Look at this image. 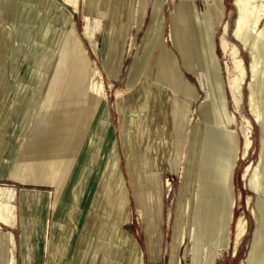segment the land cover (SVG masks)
<instances>
[{"label":"rangeland","instance_id":"obj_1","mask_svg":"<svg viewBox=\"0 0 264 264\" xmlns=\"http://www.w3.org/2000/svg\"><path fill=\"white\" fill-rule=\"evenodd\" d=\"M42 1H28L25 24L19 32L13 31L11 45L0 51V72L6 74L0 89V109L4 108L0 113L4 122L0 191L9 196L1 200L16 210L11 225L0 222V240L10 231L17 241L8 235L9 262L0 253V264H23L17 205L22 206L23 196L34 195L43 201L39 220L30 225V246L39 264L48 260L42 251L46 219L47 242L52 241L56 264H70L90 203L78 264H207L210 248L202 244L196 229L190 236L189 211L208 184L213 157L208 148L221 146L219 136H230L240 148L244 145L242 131L250 122L254 142L246 158L240 156L233 190L234 219L244 216L248 231L236 254L232 248L220 250L213 264L247 261L256 228L257 197L247 188L242 173L249 164L260 162V127L251 120L248 105L250 87L264 78V37L257 40L252 52L241 51L248 78L239 102L236 90L230 89L239 76L232 54L238 44L232 38L236 19L231 16L233 0H145L148 6L140 28L138 12L143 0H127L114 18L103 9L99 13L88 7L86 12L85 0H81L72 26L47 20L42 47L29 58L18 51L23 44L22 50H29L35 34L42 30L40 25L27 36L28 29L39 22ZM56 1L59 12L64 8L73 12L61 0ZM176 16L180 18L178 26ZM0 24L8 27L2 20ZM201 26L210 38L209 51L198 44ZM89 39L97 45L99 55ZM224 40L232 48L228 55L221 50ZM96 71L104 75L106 86V128L101 129L100 144L88 159L99 124L98 115H94L98 98L90 90ZM186 81L194 87L192 97L184 95ZM120 89L125 92L118 99L116 91ZM257 100L260 103L261 96ZM134 119L147 123L136 158L129 148V138L136 130ZM197 147L199 158L195 157ZM15 163L17 177L39 184L13 180L9 174ZM261 167L264 171V163ZM68 173L69 183L60 192ZM79 185L82 193L76 203ZM15 191L19 193L17 205ZM186 201L188 209L183 211ZM120 215L128 217L127 223L118 226L122 236L135 240L132 256L126 245L112 236ZM155 227L160 234L156 257L148 245L149 232ZM181 234L186 235L182 243ZM64 247L68 250L62 254Z\"/></svg>","mask_w":264,"mask_h":264},{"label":"bare ground","instance_id":"obj_2","mask_svg":"<svg viewBox=\"0 0 264 264\" xmlns=\"http://www.w3.org/2000/svg\"><path fill=\"white\" fill-rule=\"evenodd\" d=\"M28 1L29 0H0V20H2L3 22H5V24L8 25L7 28H4L1 27L0 24V51L3 50L4 47L8 48V46L11 45V37L14 33L13 31L19 32V29H22L23 25L25 24V21L27 19L26 13ZM61 1L65 6L71 8L73 12L69 11L67 8L60 10L59 12L57 10L59 6L56 0H43L40 8L38 9V15L40 17L39 22L35 26H32L28 29L27 36H30V31H32L33 29L37 28V30H39L42 26V30H39V32L35 34V42L30 44L31 47L28 48L29 50L26 49L23 51V44L20 47L18 53H21L29 58L31 57V55L38 53V50L42 47V44L44 42L43 36L45 34V26L47 20H59L63 23H66L67 27L69 25H73L74 11L80 12L82 1ZM159 2L162 3V0H159ZM126 3L127 0H111V3H109V0H107L106 2H103L101 0H85L86 12H89L88 7H91V9L93 8L99 13L103 9L105 11H109V14L113 18L117 15L118 11L122 10ZM55 5L56 7H54ZM147 6L148 5L146 4V1L143 0V2L141 3L140 10L138 12L139 28L146 15ZM53 7L56 9V13H53ZM233 15L236 16V19L232 29V38L238 44L234 46L232 51L229 42L224 40L221 44V50L224 54L227 55L230 54V52L232 51L233 60L235 61L237 69L239 70V76L234 80L233 86L230 87V89L236 90L237 98L240 102V99H242L244 96L242 93V86L244 81L248 78V70L245 67V61L242 58L241 51H247L249 53L252 52L257 44V40L261 36L264 37V0H233V10L231 11V16L233 17ZM179 20L180 18H177L176 16L174 20L176 26H178ZM198 31V44L201 46V48L207 49V51H209L210 38L205 34L204 27H199ZM50 33L51 32H49V34ZM17 34L20 35L21 33ZM89 42L91 43V47L94 53L96 55H99V49L97 48V45L91 39H89ZM205 53H207L205 55V62L208 63V52ZM263 59L264 58H262V60ZM252 61L254 64L255 58ZM256 62L260 63L261 61L259 62L258 60H256ZM211 66H213V64ZM259 66L260 65H258V67ZM221 75L223 77V72L221 73ZM5 79L6 74L4 70H2V72H0V89H2L1 84L3 83V81H5ZM260 81L261 82L258 83L257 86L250 87L249 93L248 108H250V117L255 125H259L261 132L259 141L260 162L258 164H249L242 173V179L246 181L247 188H249L257 197L256 207L254 209L256 228L253 233V239L251 244L252 247L249 257L247 261L243 262V264H264V171L261 167L264 163V78L260 79ZM92 84L93 85L90 89L91 94L98 98V105L94 111V115H96V117L98 115L99 124L96 130L97 132L93 139L92 147L89 146V148H91V151L88 159H90V157L93 155L97 145L100 144L101 129L103 127L106 128V125L104 123V112L107 102V92L104 82V75L101 74L99 71H96L95 74L92 76ZM185 85L187 86L184 95H186L187 97H192L191 89L193 85H191L187 81ZM124 92L122 89L117 90L116 97L120 99L122 97V94L124 96ZM195 96L197 97V99L199 98V95L195 94ZM259 96H261L260 103L257 100ZM3 111L4 108L2 107L0 109V113ZM203 114L206 117L205 111H203ZM3 123L4 122L0 117V131L4 129ZM146 124V120H143L142 123H138L136 119H134V128L136 130L134 129L135 131L133 133H135V135L137 134L138 136H135L133 134L129 138V148L133 151V158H136L138 156L139 144L140 142H142V136H144ZM248 124L249 127H246V129L242 131L244 145L240 146V148L238 146V143L230 136L226 137L225 139L219 136V138L221 139V146L218 147L213 144L208 148L209 152L213 155L209 170L208 184L203 191L202 198L201 195L199 197H196V199L193 201L192 209L189 211L190 236L192 237V229H196L201 235L202 244L207 245L210 248V252L207 256V264H213V260L216 257L218 251L220 250H227L228 248H232L234 254H236L239 250L242 239L248 231V221L246 220V218H244V216H241L238 220L235 221L233 213V209L236 204V198L233 191L234 173L238 162L240 161V156L242 155L244 158H246L249 151H251L250 149L254 142L253 133L250 128L251 124L250 122H248ZM193 132L196 133L197 131L194 130ZM212 132H214V130ZM196 149L197 150L195 153V157H198L200 156V147H197ZM129 168L131 169V165ZM113 173L115 174L114 169ZM196 179L197 175L193 179V191L195 189ZM81 193L82 191L79 185L75 193L74 201H76V203H78ZM8 197V195H5V193L0 191V201H2L0 202V222L5 225H11L16 215L15 208L13 206L7 205L5 201L1 200V198L7 199ZM202 199H205V202L201 201ZM187 209L188 202L186 201L183 205V211H186ZM73 213L75 214V212ZM127 219V216H118V220H116L117 229L114 234H112V236L114 240L116 238L119 242L121 241L124 245H126L127 253L132 256L135 250V240L130 235L120 236L118 234L120 224L122 222L127 223ZM232 229L233 233L231 232ZM158 230L155 227L153 231L149 232L148 245L150 252L154 257L158 255L160 241V234ZM92 235L94 236V233H92ZM182 238L185 240L186 235H184L183 237L181 234V236L179 237L181 243L183 240ZM114 240L112 239V241ZM48 244L51 245V241ZM197 264H200V262L198 261Z\"/></svg>","mask_w":264,"mask_h":264},{"label":"crops","instance_id":"obj_3","mask_svg":"<svg viewBox=\"0 0 264 264\" xmlns=\"http://www.w3.org/2000/svg\"><path fill=\"white\" fill-rule=\"evenodd\" d=\"M16 168H17V163H15V166L10 170V174L9 175H10V177L12 176L13 180H15L16 182H18L20 184H23V185H26V184L37 185V184H39V183H35L33 181H23V180H21L16 175ZM73 171H74V169L71 171V174H72ZM69 174L70 173L67 174V176L65 177L64 181L62 182V185H61L60 190H59L60 192H63L64 188L68 185V183H69ZM53 182L50 181V184H53ZM15 192H16V197H15L14 202L17 205V200H18L19 193H18V191H15ZM41 202L43 203V201H41L40 196H38V195H34L33 197H30V198H26V197L24 198V196H23V204H22V206L19 207L17 205V208H18V224H17V226L21 225L22 230H23V235H22V239H21V241H22L21 242L22 243L21 244V255H22L23 264H39L37 262V258L33 254V251H32L31 246H30L31 243H32V239H33L32 238V230L30 228V225L34 224L35 222H37L39 220V217H40L39 215H40V212H41L40 209L42 208V207H40ZM48 207H50V203H49ZM90 212H91V203H90V209H89V212L87 214L86 221H85L83 227L80 229V233L78 235V239H77V243H76V249H75V252H74L73 259L71 260L70 264H78V262H77L79 260L78 249H79V247L81 245V242H82V239H83V235H84L86 227H87V221H88V217L90 216ZM47 224H48V220L46 219V221L44 223V229L42 230V240H43L42 241L43 242L42 251H43V253L47 254L48 260L44 264H56V254H55V252L53 250L51 251L53 245L52 244L50 245L47 242V239H48L47 238ZM1 227H2V225H0V228ZM16 227H13V228L7 227V228L13 230V229H16ZM120 231L121 230L119 229V232ZM9 234H12L14 236V238H15V241H16V237H15L14 233L10 232V231L7 232L5 234V236L0 240V253H3L4 260L5 259L7 260L6 263L9 262L8 259L10 258V254H9L8 251L11 249V246L9 245V242L7 241V237H8ZM120 236H122L121 232H120ZM51 243H52V241H51ZM16 244H17V241H16ZM55 246L56 245H54V247ZM67 250H68V248L64 247L62 254H65L67 252ZM85 258H84V260H85ZM82 259H80V260H82Z\"/></svg>","mask_w":264,"mask_h":264}]
</instances>
